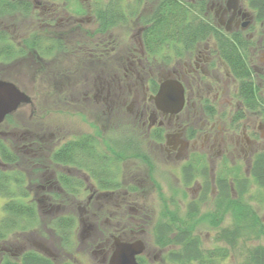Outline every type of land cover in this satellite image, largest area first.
<instances>
[{
    "label": "flooded vegetation",
    "instance_id": "1",
    "mask_svg": "<svg viewBox=\"0 0 264 264\" xmlns=\"http://www.w3.org/2000/svg\"><path fill=\"white\" fill-rule=\"evenodd\" d=\"M148 2L123 0L118 11L113 0H0L7 37L1 44L11 46L0 56V80L30 98L0 122V264H22L27 253L46 264H83L89 253L93 264H107L115 238L143 242L139 264H167L161 255L167 248L154 239L158 222L147 227L153 198L140 199L156 188V176L171 202L184 201L185 208L203 206L224 185L243 188L244 196L258 186L264 20L247 0H207L202 13L227 41L236 36L241 43L247 90L220 56L214 33L152 43L147 33L154 26L144 22L153 10ZM118 26L130 32L128 40L116 38ZM67 54L72 64L63 65L51 93L47 85L40 94L32 85L30 93L19 81L27 57L46 62ZM164 83L175 94L181 86L176 112L155 99ZM244 89L258 102L244 99ZM50 108L75 111L80 122L46 121L40 111Z\"/></svg>",
    "mask_w": 264,
    "mask_h": 264
},
{
    "label": "trees",
    "instance_id": "2",
    "mask_svg": "<svg viewBox=\"0 0 264 264\" xmlns=\"http://www.w3.org/2000/svg\"><path fill=\"white\" fill-rule=\"evenodd\" d=\"M116 1V9L121 10L123 0ZM155 3L152 12L148 13L144 22L154 26L148 31L147 38L152 43L162 40L163 43L180 41H197L210 33L216 35L217 48L220 56L227 62L236 77L241 78L243 88L251 89L249 70L245 65L244 57L238 51L241 45L236 36L227 39L213 26L210 17L203 15L207 0H160ZM158 1V0H157ZM248 6L256 12L258 19L264 20V0H247ZM158 27V29H157ZM6 33L0 31V56L6 55L11 46L2 45ZM243 90V98L257 101L255 94H248ZM262 100V97H260ZM248 100L246 103H248ZM258 102V101H257ZM255 181L264 190V152L258 156L253 171ZM214 197V216L226 210L231 215V226L219 227L215 240L225 242L229 247H235L240 240H252L264 237V223L258 218L253 209L243 201V188L234 185L236 196L231 195L226 185ZM226 187V188H225ZM226 206V207H225ZM199 205L190 203L187 210L178 219L160 220L155 229V243L159 247H166L164 258L168 264H220L229 254V248L216 245L212 248H203L201 239L192 230V221L199 213ZM10 209V207L6 208ZM10 211V210H9ZM12 212V211H11ZM11 212H9L11 214ZM182 217L187 219L182 220ZM221 222L220 216L214 218V227ZM245 243V242H244ZM1 264H16L11 261ZM22 264H46L44 257L36 253H27ZM243 264H264V244L258 243L245 248Z\"/></svg>",
    "mask_w": 264,
    "mask_h": 264
},
{
    "label": "rangeland",
    "instance_id": "3",
    "mask_svg": "<svg viewBox=\"0 0 264 264\" xmlns=\"http://www.w3.org/2000/svg\"><path fill=\"white\" fill-rule=\"evenodd\" d=\"M213 2H216V0H211ZM68 2H73V0H68ZM210 4V3H209ZM68 8L77 7L75 4L69 3ZM153 2H148V9L153 7ZM94 26L86 27L87 29L92 30ZM86 28H82V31ZM114 33L116 35L117 39H123L128 40L129 39V33L127 30H125L123 27H115ZM58 55V53L56 54ZM28 58V57H27ZM26 58V59H27ZM23 60L19 64V81L25 85L26 89L30 93H33L30 89L31 86L34 85L37 94H40V92L44 91V86L50 91H52L55 87L59 88L60 80L59 74L64 71L63 65H71L72 62L70 61L72 57L70 54H67V59H65L63 56L59 55L56 58L48 59L46 62L39 60V58H34L31 56V60H27L28 62ZM62 65V66H61ZM62 69V70H61ZM51 76V78L54 76L53 79L45 78L46 75ZM44 79V80H42ZM45 90V91H48ZM51 93V92H50ZM28 108L21 109V111H25ZM45 110H41L40 114L42 117H44V120L55 122V123H62V120H67L69 122V125H75L76 123H79L80 121V114L75 111H67L66 114L65 111H60L59 109H48L46 112ZM27 114V112L25 111ZM89 114V113H87ZM85 118V115H84ZM89 119V118H85ZM129 166H132L133 170H136L134 161L129 164ZM157 186L155 189L149 188V190L144 191L143 195L144 197H141L140 199H146L148 200L150 198H153L151 209L149 210V215H151L152 220L147 224V227L149 231L153 228V223L159 222L160 220H169V219H178L180 215H183L186 212V206L185 202H171V194L170 190L167 189V187L164 185L163 179L159 176L155 177ZM236 191L231 190V195L236 196ZM247 196V197H246ZM188 194H184V200L186 201L188 199ZM243 201L246 202L248 206H250L253 211H255L258 215V218L264 223V190L259 187V185H250V190L248 191V194L242 196ZM214 197L210 199L209 201L199 208V213L192 221L193 227L192 230L195 234L199 236L202 242L203 248H212L213 246L220 245L226 248H229V254L220 262V264H243V258L245 257V248L248 246H252L258 243L264 244V237H260L258 239H252V240H240L235 247H229L225 242L223 241H217L215 240L216 235L218 233L219 227H229L231 226V215L226 210V208L221 213H216V215L220 216L221 222L217 227H214ZM226 207V206H225ZM153 238V237H152ZM150 241L153 242V240L150 238ZM165 250H161V255L164 256ZM164 252V254H163ZM83 260V264H93L92 257L87 253ZM166 264V263H163ZM168 264V263H167Z\"/></svg>",
    "mask_w": 264,
    "mask_h": 264
},
{
    "label": "water",
    "instance_id": "4",
    "mask_svg": "<svg viewBox=\"0 0 264 264\" xmlns=\"http://www.w3.org/2000/svg\"><path fill=\"white\" fill-rule=\"evenodd\" d=\"M180 87L177 85L179 92L175 94L169 84H162L155 97L156 101L171 104L173 105L171 111H178L183 103ZM29 101V96L19 90L12 82L0 80V122L8 113L16 109L18 104ZM113 246L114 250L110 254L107 264H139L135 256L144 249L142 241L125 243L115 238Z\"/></svg>",
    "mask_w": 264,
    "mask_h": 264
}]
</instances>
